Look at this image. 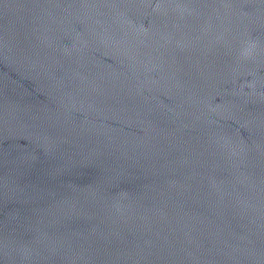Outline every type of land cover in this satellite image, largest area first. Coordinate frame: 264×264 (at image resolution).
<instances>
[{
	"label": "water",
	"instance_id": "95a60500",
	"mask_svg": "<svg viewBox=\"0 0 264 264\" xmlns=\"http://www.w3.org/2000/svg\"><path fill=\"white\" fill-rule=\"evenodd\" d=\"M0 264H264V0H0Z\"/></svg>",
	"mask_w": 264,
	"mask_h": 264
}]
</instances>
